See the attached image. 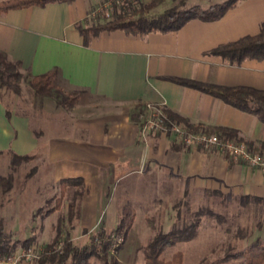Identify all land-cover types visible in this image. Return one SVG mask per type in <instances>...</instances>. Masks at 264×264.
<instances>
[{
    "label": "crops",
    "instance_id": "0c3cea01",
    "mask_svg": "<svg viewBox=\"0 0 264 264\" xmlns=\"http://www.w3.org/2000/svg\"><path fill=\"white\" fill-rule=\"evenodd\" d=\"M101 2L50 3L0 15V53L18 62L22 74L30 80L56 71L59 88L81 92L71 110H45L57 116L58 126L49 122L36 133L54 182L83 181L73 230L111 232L129 218L131 230L136 215L160 214L165 205L170 216L183 199L216 196L241 205L243 197L264 200V171L216 151L183 146L161 132H140L143 115L164 107L192 124L233 130L244 145L264 143V123L257 117L173 81L264 91V61L232 66L209 55L220 45L258 35L264 0L241 1L217 21L191 20L168 34L103 32L85 47L77 26H84ZM7 112L0 100V144L20 148L14 142L19 131L34 149L38 141L27 118L8 112V122ZM124 245L118 263L133 264Z\"/></svg>",
    "mask_w": 264,
    "mask_h": 264
},
{
    "label": "rangeland",
    "instance_id": "374dc122",
    "mask_svg": "<svg viewBox=\"0 0 264 264\" xmlns=\"http://www.w3.org/2000/svg\"><path fill=\"white\" fill-rule=\"evenodd\" d=\"M123 1L116 0L115 3L120 5ZM225 1L227 0H187L184 6L179 9L185 10L193 6L207 9ZM177 4V1L164 0L161 5L152 10L150 15L162 13ZM112 11V2H106L100 8L96 7L90 11L89 15L91 16L88 17L86 24L91 26L110 20ZM22 75L23 79L19 82V93L15 94L6 88L0 89V100L8 112H15L27 118L30 124V133L38 142L36 147L31 149L29 137L25 134L20 135L17 130V138L14 142H18L20 148L15 145V149L19 152L13 150V145L11 149H8L3 146L4 144H0V147H4L0 149V177L8 178L10 176L11 178L10 190L4 192L5 188L0 187V222L4 231L14 234V239L23 241L24 238L34 237L35 243L31 247L35 249L36 253H39L54 238L57 219L60 215L66 217L69 204L76 197L73 194H76L75 190L77 189L60 188L59 184L54 182L51 168L43 150L44 144L42 139L41 141L38 140L40 135L37 137L36 134L44 131L45 124L48 125L49 122L52 127L57 128L59 121L57 116H47L45 111L57 106L56 99L54 97L41 99L34 96L29 87L30 80L24 74ZM154 114L157 112L148 110L141 121L143 122L147 118L154 119ZM8 119L6 120L9 122ZM53 132H56V129ZM163 134L166 135V133ZM18 153L29 157L26 160L16 162L12 155ZM61 196V204L57 208ZM79 202L76 203L78 206ZM54 208H57L54 211H58L57 214L45 216L47 211ZM166 208L163 205L160 214L136 215L126 238H123V231L119 232L118 235H113L115 244L111 246L110 253L116 254L117 246L120 244L123 246L125 243V250L134 256L133 264H146L144 260L142 262V258L145 259V248L160 230L166 233L174 228L181 229L197 220H199V225L193 240L176 244L163 253L162 258L168 264H240L244 259L235 257L236 254L244 252L259 238L261 245H264V225L261 230L256 228V224L263 220L264 205H257L253 202L241 205L237 200L226 201L225 199L221 201L216 196H210L208 199L202 200L198 198L185 201L183 199L170 216L164 213ZM129 219L124 221L123 226L130 224L129 222L132 220ZM168 219H172V222L169 223ZM74 223L75 217L70 223L66 220L63 234L68 233L72 243L76 246L88 243L91 236L100 229L82 231L79 234L73 230ZM21 251L22 249L19 248L14 254H19ZM123 263L128 264L127 262ZM21 264H33V261ZM90 264L100 263L91 259Z\"/></svg>",
    "mask_w": 264,
    "mask_h": 264
},
{
    "label": "trees",
    "instance_id": "16d2710c",
    "mask_svg": "<svg viewBox=\"0 0 264 264\" xmlns=\"http://www.w3.org/2000/svg\"><path fill=\"white\" fill-rule=\"evenodd\" d=\"M75 0H6L0 2V15L9 11L27 9L30 7H44L50 3L71 4ZM178 4L159 14L150 15L152 10L161 5L164 0H151L144 3L141 0H124L120 5H116V0H103L98 6L103 7L106 2L113 3V11L110 20L104 23H98L89 26L78 25L77 30L83 39V45L87 47L90 41L103 32L122 31L132 36H143L151 33L168 34L177 32L187 22L191 20H200L204 22H213L219 20L223 15L233 9L239 2L244 0H227L221 4L210 6L203 9L200 6H193L182 10L187 0H171ZM118 2V1H117ZM209 55L221 59L224 63L232 66H239L245 61H264V24L258 35L246 37L236 42L220 45L209 52ZM23 79L21 66L18 62L10 61L5 55L0 53V89H8L13 93H19V82ZM57 72L52 71L40 76H36L29 81V87L34 96L45 99L55 98L58 107L64 110H71L81 96V92L75 91L66 93L56 84ZM175 83L197 90L201 93L220 99L225 104L236 108L242 112L254 115L264 123V91L250 88H227L216 85H207L191 80H173ZM161 113V123L166 130V135H171V129L178 126L186 134H207L215 135L223 141L239 142L237 133L230 129L205 127L199 124H192L187 119L180 117L164 107L157 108ZM7 118L9 113L7 112ZM176 141V140H175ZM182 144V143H181ZM183 145V144H182ZM184 146V145H183ZM250 152L264 155V143L254 144L248 142L245 144ZM16 162L26 160L29 156H18L13 154ZM0 187L5 188L4 192L11 189V178L0 177ZM59 187L64 189L75 188L76 194L69 204L66 217L60 215L55 227V236L50 243L45 245L38 253V258L33 264H90L91 259H95L100 264H118L116 255L122 248L118 245L115 253L111 254L110 249L114 243L113 235L120 234L123 231V238H126L130 229L123 226L124 221L110 233L103 229L92 235L90 241L81 246L72 243L68 233L63 234L65 221L68 223L75 217H78V204L83 190V181L79 178L64 179L59 182ZM58 200V206L61 204ZM76 199V200H75ZM243 205L253 202L257 205H264V200L258 198L243 197ZM54 208L45 213L48 216L57 210ZM264 217L261 222L256 224V228L261 230ZM151 224V222H149ZM199 220L181 229H172L164 233L160 230L153 240L145 248L146 264H168L163 260L162 255L166 249L179 243H185L193 240L197 234ZM124 227V228H123ZM260 239V238H259ZM256 241L244 252H239L235 257L244 259L240 264H263L264 263V245L261 240ZM35 243V238L20 241L14 239L12 232L4 231L0 222V260L3 257H9L16 253L18 249L26 250Z\"/></svg>",
    "mask_w": 264,
    "mask_h": 264
},
{
    "label": "built area",
    "instance_id": "2783aa9c",
    "mask_svg": "<svg viewBox=\"0 0 264 264\" xmlns=\"http://www.w3.org/2000/svg\"><path fill=\"white\" fill-rule=\"evenodd\" d=\"M152 110L157 112V114H154V119L147 118L141 123L140 132L143 136L147 135L149 132L166 133L161 123V113L157 108H153ZM170 133L175 137L177 142L182 143L186 147H199L205 151H216L236 163L245 165L248 168L264 171V155L250 152L242 143L223 141L215 135L203 133L186 134L184 130L178 126H174ZM37 258L38 253L35 252L33 247H30L26 250H22L19 254L3 258L0 264H21L34 261Z\"/></svg>",
    "mask_w": 264,
    "mask_h": 264
}]
</instances>
